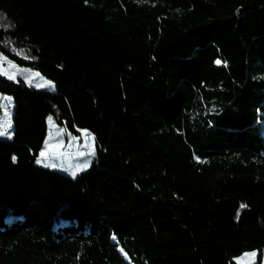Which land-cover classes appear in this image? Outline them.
<instances>
[{"label":"trees","instance_id":"16d2710c","mask_svg":"<svg viewBox=\"0 0 264 264\" xmlns=\"http://www.w3.org/2000/svg\"><path fill=\"white\" fill-rule=\"evenodd\" d=\"M0 54L56 87L0 75V264H263L264 0H0Z\"/></svg>","mask_w":264,"mask_h":264},{"label":"rangeland","instance_id":"374dc122","mask_svg":"<svg viewBox=\"0 0 264 264\" xmlns=\"http://www.w3.org/2000/svg\"><path fill=\"white\" fill-rule=\"evenodd\" d=\"M0 75L7 79L17 82L23 80L28 86L40 91L54 92L56 87L48 86L45 79L38 72L21 67L9 62L0 54ZM10 76L14 78H9ZM13 111L14 104L11 97L0 94V125L6 127L7 123L11 122V128H7L8 135L0 136L1 139L10 140L13 137ZM49 135L45 147L42 152H47L46 157H40L44 163L55 164L56 167H47L48 169L58 170L70 177H77L81 172L88 169L96 157L95 139L92 135L81 132L79 136H74L65 129L56 128L52 122H49ZM51 133V138H50ZM86 165L83 170L78 166ZM76 175L73 176L72 173ZM255 253V255H251ZM258 258L256 252H246L241 258L238 259L240 264H253ZM264 264V261H263Z\"/></svg>","mask_w":264,"mask_h":264},{"label":"snow or ice","instance_id":"6c2138e0","mask_svg":"<svg viewBox=\"0 0 264 264\" xmlns=\"http://www.w3.org/2000/svg\"><path fill=\"white\" fill-rule=\"evenodd\" d=\"M217 63L219 64L220 61L218 60ZM9 78H14L12 76H10ZM26 82H29L30 81H26ZM48 86H53L51 84L50 81L46 82ZM54 87V86H53ZM7 128H11V122L9 120V122L7 123L6 127L4 125H0V136H4V135H8V132H7ZM50 138H51V133H50ZM41 157H46L47 156V152H41ZM13 160L15 161V157H13ZM37 163H43V160H37ZM44 166L45 167H56L55 164H50V163H44ZM80 168V170H83L84 167H86V165H81V166H78ZM73 176L76 175L75 172L72 173ZM244 207H246L245 205H241V208L243 209ZM251 255H255V253H252Z\"/></svg>","mask_w":264,"mask_h":264},{"label":"crops","instance_id":"0c3cea01","mask_svg":"<svg viewBox=\"0 0 264 264\" xmlns=\"http://www.w3.org/2000/svg\"><path fill=\"white\" fill-rule=\"evenodd\" d=\"M13 138V137H12ZM11 140V139H10Z\"/></svg>","mask_w":264,"mask_h":264},{"label":"bare ground","instance_id":"6f19581e","mask_svg":"<svg viewBox=\"0 0 264 264\" xmlns=\"http://www.w3.org/2000/svg\"><path fill=\"white\" fill-rule=\"evenodd\" d=\"M13 126V125H12Z\"/></svg>","mask_w":264,"mask_h":264}]
</instances>
